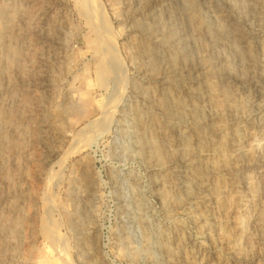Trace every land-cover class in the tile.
<instances>
[{
  "label": "rangeland",
  "instance_id": "1",
  "mask_svg": "<svg viewBox=\"0 0 264 264\" xmlns=\"http://www.w3.org/2000/svg\"><path fill=\"white\" fill-rule=\"evenodd\" d=\"M0 264H264V0H0Z\"/></svg>",
  "mask_w": 264,
  "mask_h": 264
},
{
  "label": "bare ground",
  "instance_id": "2",
  "mask_svg": "<svg viewBox=\"0 0 264 264\" xmlns=\"http://www.w3.org/2000/svg\"><path fill=\"white\" fill-rule=\"evenodd\" d=\"M88 10H86V9H83V13H86ZM86 19H87V17H86ZM116 56V55H115ZM112 58V57H111ZM113 59V58H112ZM113 62V61H112ZM117 62V61H116ZM118 63V62H117ZM106 64V63H105ZM115 67L117 66V65H114ZM114 67V68H115ZM110 70L111 69H109L108 67H106L105 65L103 66L102 65V67L100 68V75H101V77L102 78H105L106 76H107V74L110 72ZM121 71V70H120ZM102 80H104V79H102ZM101 80V81H102ZM259 111H260V107L258 106V105H253L252 106V109L249 111V116L250 117H255V116H257L258 115V113H259Z\"/></svg>",
  "mask_w": 264,
  "mask_h": 264
}]
</instances>
